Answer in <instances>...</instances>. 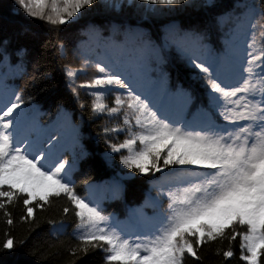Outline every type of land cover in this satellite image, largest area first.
I'll return each mask as SVG.
<instances>
[{
    "label": "snow or ice",
    "instance_id": "1",
    "mask_svg": "<svg viewBox=\"0 0 264 264\" xmlns=\"http://www.w3.org/2000/svg\"><path fill=\"white\" fill-rule=\"evenodd\" d=\"M20 9L43 21L49 35L42 39L29 21L11 32L0 22L5 223H16L9 207L21 201L19 220L35 223V209L43 210L50 197H66L71 208L63 213L74 214L72 236L79 242L73 256L99 249L104 264H196L200 248L213 242L226 241L227 250L217 254L233 258L239 239L240 259L264 264V0H14L12 15ZM86 13L95 19L84 21ZM70 26L89 40L74 44L71 33L61 36ZM50 50L70 99L88 114L87 121L83 114L75 121L63 101L49 113L53 124L71 129L70 140L36 122L39 93L28 90L51 78ZM173 51L198 70L199 96L170 85ZM77 58L80 65L73 67ZM89 67L95 73L77 83ZM101 117L117 121L96 133L107 149L105 162L119 155L130 171L121 169L103 186L85 174L81 195L73 173L91 152L80 128ZM121 133L125 138L114 142ZM137 174L148 178L156 195L128 207L121 221L102 200L123 199V181ZM100 187L103 198L96 195ZM47 223L51 236L65 234L63 219ZM23 247L5 232L0 256Z\"/></svg>",
    "mask_w": 264,
    "mask_h": 264
},
{
    "label": "trees",
    "instance_id": "2",
    "mask_svg": "<svg viewBox=\"0 0 264 264\" xmlns=\"http://www.w3.org/2000/svg\"><path fill=\"white\" fill-rule=\"evenodd\" d=\"M14 5V0H0V22L7 24L9 32L18 27L22 21H29L32 23L33 28L38 31L41 38H47L49 35L48 26L39 20H33L31 17H27L20 9L19 15H12L11 9ZM95 19L94 13H86L83 18L84 21ZM165 19V18H161ZM63 28V26H61ZM71 33L74 37V44H80L81 41L87 42L89 38L80 34V28L70 26L63 29L60 35L64 36ZM75 37H78L76 39ZM85 50L89 47L87 43L82 46ZM172 57L180 58L179 54L173 51ZM71 59V57H69ZM73 67H79L80 60L77 58L72 61ZM47 69L52 72L50 79L41 81L36 84L35 89L29 85L28 90L39 93L36 96L37 103L39 104V112L35 114L36 122L39 125L44 126V131L58 132L59 135L65 139L70 140L71 129L60 126L59 124H53L50 121V112H54L55 106L59 102H64L66 109L69 113L73 114L74 120L79 121L81 115H84V119L88 120L87 112H83L75 103L71 100V91L67 87L62 73L59 70V63L52 57L51 50L48 53ZM167 72L169 73V83L171 86L181 84L185 88H190L195 96H199L201 88L195 82L191 81V76L195 74L193 70H186L178 64L175 59H171V62L167 66ZM95 73L94 67L87 69V74L80 75L77 79V83L91 78ZM196 75V74H195ZM13 83V81H9ZM17 85L22 84L23 81H15ZM43 90V91H41ZM81 98L84 102L90 103L91 97L85 94L84 90H81ZM112 127L113 122L107 120L105 117H101L94 122L89 121L86 124H82L80 131L83 136L84 142L88 145L91 152L89 161L82 165L80 169L73 173V179L75 180L76 187L81 195H84V186L81 183L85 179V174L90 177L96 185L103 186L104 182L110 181L112 177L121 170V168L114 163H107L104 160L103 153L107 150L104 141L97 140L96 133L102 130V127ZM119 136H113L114 142L118 143ZM69 155L71 153L69 152ZM159 173H157V176ZM125 185L124 198L121 200L103 199L102 204L106 209V212L115 213L121 220H126L128 207H136L142 204L146 197L151 194L156 195V190L152 188V185L147 177L127 179L123 181ZM96 195L103 198L106 195L103 187L96 190ZM167 201L165 200V203ZM69 207L66 197L55 198L50 197V202L44 205L43 210L35 209V223L31 220L20 221L19 217L24 211L22 201L15 206H10L9 211L13 213V218L16 223L12 226H8L5 223V217L3 211H0V241L4 239L5 232H10L15 238L16 242H25V247L20 248L12 256H0V264H80L81 260L84 264H104V253L99 249L91 250L88 256L85 258L82 253L77 250L75 256L72 255V248L78 249L79 242L72 236L73 228L76 222L74 214H64L63 208ZM147 215L151 216L153 209L151 207L145 208ZM49 219L61 220L67 224L65 234L60 235L58 238L51 236L50 225L47 223ZM228 243L225 241L222 245L220 243H210L204 245L199 250L200 260L196 264H245L240 259L239 239L233 242L234 257L224 258L222 254H217V249L220 248L221 252L227 250ZM187 264H193L189 259Z\"/></svg>",
    "mask_w": 264,
    "mask_h": 264
},
{
    "label": "rangeland",
    "instance_id": "3",
    "mask_svg": "<svg viewBox=\"0 0 264 264\" xmlns=\"http://www.w3.org/2000/svg\"><path fill=\"white\" fill-rule=\"evenodd\" d=\"M172 58L175 59V61H176L178 64H180L181 67H182L183 69H186V70H193V71L195 72V74L198 72V70L194 69L191 65H189V64H188L186 61H184L183 59H179V58H176V57H172ZM195 74H193V75L191 76V81H192V82H195V83H196L197 85H199L200 88H201V82H200L198 79H196V75H195ZM109 102H110V100H109ZM112 122H113V124H115L117 121H116V120H112ZM125 136H126V133H121V134L119 135V138H118V143L121 142V141L125 138ZM113 163L116 164V165H118V166H119L124 172H128V171H130V170L124 168V166L120 164V162H119V155H115V156H114V162H113Z\"/></svg>",
    "mask_w": 264,
    "mask_h": 264
}]
</instances>
